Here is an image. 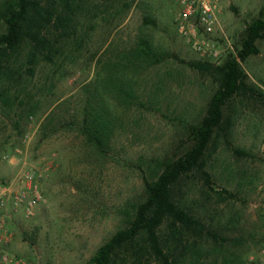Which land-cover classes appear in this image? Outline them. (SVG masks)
<instances>
[{"label":"rangeland","instance_id":"1","mask_svg":"<svg viewBox=\"0 0 264 264\" xmlns=\"http://www.w3.org/2000/svg\"><path fill=\"white\" fill-rule=\"evenodd\" d=\"M72 1L73 33L56 44L53 61L39 55L29 64V47L23 45L8 62L10 77L0 79V183L23 165L44 176L43 201L11 227V251L32 264H88L127 226L145 199V182L156 177L155 162L190 146L189 128L201 121L217 89L213 75L189 63L220 65L236 57L246 27L264 9V0L225 2L220 20L234 54L219 43L222 56H199L178 33L171 0ZM140 46H149L158 61L140 64ZM257 47L259 53L241 67L248 84L264 92V38ZM114 83L134 98H116ZM95 96L110 120L101 149L82 131ZM226 115L231 127L207 155L211 189L192 174L181 183L182 201L228 239L221 249L202 242L205 264L228 256L264 264V104L237 95ZM224 191L230 197L220 200L217 192Z\"/></svg>","mask_w":264,"mask_h":264},{"label":"trees","instance_id":"2","mask_svg":"<svg viewBox=\"0 0 264 264\" xmlns=\"http://www.w3.org/2000/svg\"><path fill=\"white\" fill-rule=\"evenodd\" d=\"M3 0L0 3V79L11 75L8 62L23 45L29 47V64H36L41 55L52 62L57 54L56 44L73 33L71 23L77 6L72 0ZM53 32L57 33L56 35ZM264 38V9L244 31L237 56L228 57L222 64L192 61L190 67L201 73H210L217 80V89L211 96L201 121L189 128L190 146L180 155L155 162V179L145 182V199L138 203L127 226L117 231L101 245L88 264H146L153 259L156 264H205L202 242L210 241L215 249L227 242L217 228L206 224L183 204L181 183L190 175L199 176L210 188L211 176L206 170L207 155L219 135L226 136L231 118L226 115L228 103L237 95H248L264 104V92L248 84V76L241 63L257 55V42ZM138 62L153 65L158 61L149 46L136 51ZM33 75V69H28ZM10 77V76H8ZM113 95L125 101L133 99L127 88L113 84ZM85 111L83 134L86 141L101 149L109 119L105 116L102 100L95 96ZM215 148H213L214 150ZM236 153L246 155L239 150ZM220 200L230 194L217 192ZM130 261L127 262V258ZM220 264H242L233 257H225Z\"/></svg>","mask_w":264,"mask_h":264},{"label":"built area","instance_id":"3","mask_svg":"<svg viewBox=\"0 0 264 264\" xmlns=\"http://www.w3.org/2000/svg\"><path fill=\"white\" fill-rule=\"evenodd\" d=\"M229 0H171L176 7L178 33L199 56H222L218 44L226 53L234 50L225 34L220 17ZM43 171L25 168L13 179L0 183V264H32L11 251L16 217L29 218L43 201L40 183Z\"/></svg>","mask_w":264,"mask_h":264}]
</instances>
